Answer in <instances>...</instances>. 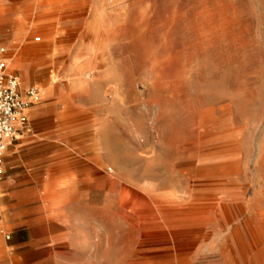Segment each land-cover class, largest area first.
<instances>
[{
	"label": "rangeland",
	"instance_id": "obj_1",
	"mask_svg": "<svg viewBox=\"0 0 264 264\" xmlns=\"http://www.w3.org/2000/svg\"><path fill=\"white\" fill-rule=\"evenodd\" d=\"M1 47L107 164L77 240L1 231L0 264H264V0H0Z\"/></svg>",
	"mask_w": 264,
	"mask_h": 264
},
{
	"label": "crops",
	"instance_id": "obj_2",
	"mask_svg": "<svg viewBox=\"0 0 264 264\" xmlns=\"http://www.w3.org/2000/svg\"><path fill=\"white\" fill-rule=\"evenodd\" d=\"M66 97L70 95H62L54 82L40 88L27 111L28 129L7 147V171L0 182L7 207L0 204V232H31L23 241L14 236V246L41 247L53 231L77 240L80 236L69 232L90 224L85 208L94 200L96 169L107 164V149L103 154L97 149L95 128L84 119L87 107L65 106ZM89 132L91 138L85 140ZM75 184L83 187L75 190Z\"/></svg>",
	"mask_w": 264,
	"mask_h": 264
},
{
	"label": "built area",
	"instance_id": "obj_3",
	"mask_svg": "<svg viewBox=\"0 0 264 264\" xmlns=\"http://www.w3.org/2000/svg\"><path fill=\"white\" fill-rule=\"evenodd\" d=\"M6 50L0 48V53ZM17 74L9 72L6 59H0V179L3 174L7 147L28 129L29 106L38 98L37 85H29L22 92Z\"/></svg>",
	"mask_w": 264,
	"mask_h": 264
},
{
	"label": "bare ground",
	"instance_id": "obj_4",
	"mask_svg": "<svg viewBox=\"0 0 264 264\" xmlns=\"http://www.w3.org/2000/svg\"><path fill=\"white\" fill-rule=\"evenodd\" d=\"M56 1V0H55ZM92 29V28H91ZM35 41H39L40 40V37H35L34 38ZM34 43V42H33ZM31 46V44L27 45L26 47L23 48V50L29 48ZM18 62V61H17ZM46 80V79H45ZM47 82V81H46ZM52 87V86H51ZM264 217V216H263Z\"/></svg>",
	"mask_w": 264,
	"mask_h": 264
}]
</instances>
